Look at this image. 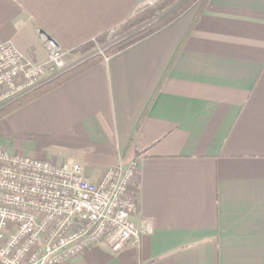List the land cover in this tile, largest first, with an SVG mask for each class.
I'll list each match as a JSON object with an SVG mask.
<instances>
[{
	"label": "crops",
	"instance_id": "1",
	"mask_svg": "<svg viewBox=\"0 0 264 264\" xmlns=\"http://www.w3.org/2000/svg\"><path fill=\"white\" fill-rule=\"evenodd\" d=\"M156 1L0 0V43L43 63L38 29L75 50ZM196 15L0 120L1 147L78 162L95 182L138 164L140 245L99 243L69 264H264V0Z\"/></svg>",
	"mask_w": 264,
	"mask_h": 264
},
{
	"label": "built area",
	"instance_id": "2",
	"mask_svg": "<svg viewBox=\"0 0 264 264\" xmlns=\"http://www.w3.org/2000/svg\"><path fill=\"white\" fill-rule=\"evenodd\" d=\"M38 33L47 49L43 63L26 58L12 41L0 43V111L73 67V50ZM137 174L132 161L95 182L78 162L41 160L0 147V264H69L99 243L114 252L139 246L144 231L130 194ZM152 231L147 225L145 232Z\"/></svg>",
	"mask_w": 264,
	"mask_h": 264
},
{
	"label": "trees",
	"instance_id": "3",
	"mask_svg": "<svg viewBox=\"0 0 264 264\" xmlns=\"http://www.w3.org/2000/svg\"><path fill=\"white\" fill-rule=\"evenodd\" d=\"M209 0H158L152 4L138 8L134 14L120 27L115 29V32L120 41L113 44L103 54H95L75 66L67 69L57 78L46 81L40 88L32 94L21 99L20 101L10 105L4 111H0V117L7 115L14 110L18 109L25 103L45 94L46 92L54 89L58 85L68 81L77 74L87 70L88 68L104 61L106 58L112 57L130 47L154 36L167 27L171 26L182 18L185 14L197 9L198 17ZM110 33V32H109ZM109 33H104L95 38V40L82 45L74 50L78 53H86L92 47L94 42L105 41Z\"/></svg>",
	"mask_w": 264,
	"mask_h": 264
},
{
	"label": "rangeland",
	"instance_id": "4",
	"mask_svg": "<svg viewBox=\"0 0 264 264\" xmlns=\"http://www.w3.org/2000/svg\"><path fill=\"white\" fill-rule=\"evenodd\" d=\"M193 12L197 11L196 8H194L192 10ZM190 11V12H192ZM117 29V28H116ZM40 30V29H39ZM41 31V30H40ZM39 34V33H38ZM40 35V34H39ZM95 39H93L94 41ZM120 37L117 36L115 29L113 31H110L109 35L107 36L105 41H101L99 42L98 40H96L94 42V47H92L89 51H87L86 53H76L73 57V61L71 62V66H75L76 64H78L79 62L84 61L85 59H87L88 57L95 55V54H103L107 49H109L113 44H115L116 42L120 41ZM72 50V49H71ZM74 51V50H73ZM74 53V52H73ZM16 103V102H15ZM14 104V103H13ZM12 105V104H11ZM10 106V105H9ZM7 106V107H9ZM7 107L3 108L2 111H4ZM6 115H3L0 117V120L5 117ZM1 123V121H0ZM1 147V146H0ZM4 148V147H1ZM8 150V149H7ZM52 161V160H51ZM64 162V161H62ZM57 163H61V162H57Z\"/></svg>",
	"mask_w": 264,
	"mask_h": 264
},
{
	"label": "water",
	"instance_id": "5",
	"mask_svg": "<svg viewBox=\"0 0 264 264\" xmlns=\"http://www.w3.org/2000/svg\"><path fill=\"white\" fill-rule=\"evenodd\" d=\"M44 32V31H43ZM49 38H52L50 35H48L46 32H44Z\"/></svg>",
	"mask_w": 264,
	"mask_h": 264
}]
</instances>
